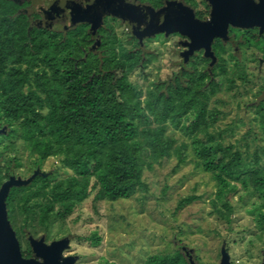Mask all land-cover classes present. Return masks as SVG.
I'll return each instance as SVG.
<instances>
[{
    "label": "trees",
    "instance_id": "16d2710c",
    "mask_svg": "<svg viewBox=\"0 0 264 264\" xmlns=\"http://www.w3.org/2000/svg\"><path fill=\"white\" fill-rule=\"evenodd\" d=\"M136 2L154 10L180 2L202 18L189 7H197L196 0ZM72 21L58 29L37 12L34 0H0V129H5L0 186L34 159L40 169L27 184L11 187L5 199L21 256H33L28 243L22 245L26 230L46 231L52 220H65L89 196L95 203L130 198L145 186V170L173 156L182 163L188 148L216 184L210 205L218 220L231 223L230 197L242 192L254 200L251 213L263 225L261 156L245 155L224 144L222 133L211 131L218 112L210 101L226 73L217 42L214 64L194 55L167 80L153 81L143 91L129 75L146 69L155 57L140 41L127 48L105 20L95 27ZM253 107L264 135V97ZM175 131L189 143L177 145ZM50 160L52 170L43 173ZM190 201L183 200L178 209ZM89 240L100 242L96 235ZM143 264L194 263L175 250L150 255Z\"/></svg>",
    "mask_w": 264,
    "mask_h": 264
},
{
    "label": "rangeland",
    "instance_id": "374dc122",
    "mask_svg": "<svg viewBox=\"0 0 264 264\" xmlns=\"http://www.w3.org/2000/svg\"><path fill=\"white\" fill-rule=\"evenodd\" d=\"M88 1L34 0V7L43 19L53 22V27L64 29L83 15L85 6L81 5ZM196 5L189 7L201 12L200 21H207L211 12L206 1L196 0ZM104 20L123 46L131 48L134 39L139 41L136 28L127 20L103 16L100 23ZM140 42L155 59L146 69L133 71L129 80L145 91L151 82L165 81L179 70L187 38L178 33L156 34L142 36ZM231 56L222 57L226 71L222 89L210 101L211 109L218 112L211 131L222 133L224 144H232L245 155L257 152L263 164L264 135L253 106L264 97V56ZM175 135L177 145L188 141L181 132L175 131ZM185 155L182 163L173 156L154 165L153 170H145V186L128 199L95 203L89 196L65 220H52L46 231L26 230L23 248L28 243L32 251L31 242L41 239L45 247L66 240L61 261L72 258V264H143L150 255L175 250H183L194 264H220L224 256L229 264H261L264 224L251 213L254 200L242 192L233 195L231 223L218 220L210 205L217 189L215 182L197 166L190 148ZM33 162L27 169L14 171L13 177L28 180L38 174L40 169ZM52 163L47 161L42 172H50ZM189 198L191 201L178 209ZM92 235L100 239L98 245L91 244ZM28 259H35L34 255Z\"/></svg>",
    "mask_w": 264,
    "mask_h": 264
},
{
    "label": "water",
    "instance_id": "95a60500",
    "mask_svg": "<svg viewBox=\"0 0 264 264\" xmlns=\"http://www.w3.org/2000/svg\"><path fill=\"white\" fill-rule=\"evenodd\" d=\"M208 1L211 6V19L207 21L197 20L193 12L180 2H171L159 10H154L148 5L128 0H89L79 19L92 23V27L99 24L103 16L125 19L136 28L139 41L142 36L178 33L189 40V49L182 54L183 64L197 50H204V57L210 58L211 64H214L216 58L211 51L213 40L226 39L230 24L236 28L253 26L248 21L259 18L260 12L255 10L256 17L248 13V16L242 17L245 21L242 22L237 18L238 12L231 4L234 0ZM248 7L252 9L253 6ZM247 10L243 9L242 12L247 13ZM4 131V128L0 129V134ZM32 178L21 180L11 176L0 186V264H72V258L61 261V251L66 247V240L53 242L49 247L44 246L43 239L32 241L35 259H24L21 256L19 242L8 221L5 199L11 187L25 185ZM220 264H229L228 258L224 256Z\"/></svg>",
    "mask_w": 264,
    "mask_h": 264
},
{
    "label": "flooded vegetation",
    "instance_id": "af4514ba",
    "mask_svg": "<svg viewBox=\"0 0 264 264\" xmlns=\"http://www.w3.org/2000/svg\"><path fill=\"white\" fill-rule=\"evenodd\" d=\"M132 1L136 2V0H132ZM205 1L208 4L210 8V12H211V6H210L209 1L208 0H205ZM231 4H233V9H235V11L238 12L236 16H238L237 18H239L241 21L243 20L242 17L248 16V13L249 15L256 17V14H255L256 9L260 12L259 18H256L253 21L252 20L248 21V22L253 23V26L251 27L236 28V27H233L231 24L228 25L227 38L226 39L216 38L211 43V51L213 55H214V52L212 49L214 48V43L217 42V51H218L217 55H222V57L223 55H229V56L233 55V57L235 55H263L264 56V0H236V1L234 0L232 1ZM86 5L87 4H84L81 6L86 7ZM248 6H251V7L253 6V7L252 9H249ZM243 9L245 10L248 9L247 10L248 12L247 13L242 12ZM63 19L67 20L66 16H64ZM210 19H211V14H210V18L207 20H210ZM262 24H263V27L261 28ZM188 44H189V40L187 39L185 52H187L189 49ZM194 55H203L204 57L205 55L204 50L194 51L193 54L189 56L188 60H190V58ZM263 263H264V252H263L261 264Z\"/></svg>",
    "mask_w": 264,
    "mask_h": 264
}]
</instances>
